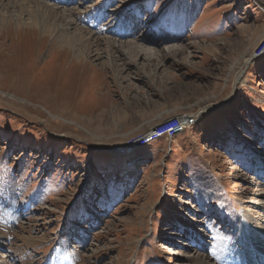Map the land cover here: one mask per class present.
<instances>
[{"label":"rangeland","instance_id":"1","mask_svg":"<svg viewBox=\"0 0 264 264\" xmlns=\"http://www.w3.org/2000/svg\"><path fill=\"white\" fill-rule=\"evenodd\" d=\"M29 2L0 0V264H263L264 0Z\"/></svg>","mask_w":264,"mask_h":264},{"label":"bare ground","instance_id":"2","mask_svg":"<svg viewBox=\"0 0 264 264\" xmlns=\"http://www.w3.org/2000/svg\"><path fill=\"white\" fill-rule=\"evenodd\" d=\"M13 1H15V4L19 5V6L20 5L23 6V5H27V4L32 3V2H29L30 0L29 1L28 0H13ZM10 3H12V2H10ZM13 6L14 5H12V7ZM33 12L36 13V15H37L36 17H37V20H38V21L37 20L34 21L35 25L40 26V27L47 25L46 22H41L40 21L41 18H46L48 20L53 19L54 22H60L61 24L65 23L66 28L57 30V39L59 41H61L62 43L67 44L68 47L72 46L73 48H76V52L77 53L82 51V49H86L87 47H94V50H93V52L95 53V55L93 57L94 60L98 61L99 59H101L100 58L101 57L100 53H101L102 49H100V42H102V40H100L98 38L95 39L94 35H90L87 31H84V30L82 31L81 29H78L77 33H75L73 35H70L69 32H68V30H69L68 28L70 26H72L74 23L72 21H71L72 23H70V21H69V23H66V19H67L68 16L66 14L64 15V14L58 13V8L57 7H54L53 5H46V4H44L42 2H39V1H34V3H33ZM70 14H72V13H70ZM4 21H6V20L5 19L2 20V18H1V20H0V28H2ZM103 40H106V41H103V42H105L104 46H106L104 50L111 51V50L116 48L115 45L112 42L108 41L107 39H103ZM91 41H93V42H91ZM132 45H134V43H128V44L124 45V47L126 49H128V51L129 50L132 51V54L135 55V53H136L135 56H137V57L140 54L143 55V53H144L143 49L144 48L140 49V50H133L134 47H132ZM150 55H151V53H150ZM150 59L146 60V62H148V63L151 62ZM231 262L234 263V264H238L237 262H234V261H231Z\"/></svg>","mask_w":264,"mask_h":264},{"label":"built area","instance_id":"3","mask_svg":"<svg viewBox=\"0 0 264 264\" xmlns=\"http://www.w3.org/2000/svg\"><path fill=\"white\" fill-rule=\"evenodd\" d=\"M172 134V125H170V133H169V135H171Z\"/></svg>","mask_w":264,"mask_h":264}]
</instances>
